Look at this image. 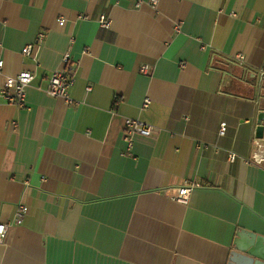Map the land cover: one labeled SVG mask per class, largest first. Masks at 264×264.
I'll return each instance as SVG.
<instances>
[{
  "label": "crops",
  "instance_id": "crops-1",
  "mask_svg": "<svg viewBox=\"0 0 264 264\" xmlns=\"http://www.w3.org/2000/svg\"><path fill=\"white\" fill-rule=\"evenodd\" d=\"M155 1L0 0L2 74L35 75L24 108L0 97V264L264 263V169L246 162L264 0ZM59 69L79 104L46 92ZM128 118L154 127L131 150ZM186 180L203 187L173 200Z\"/></svg>",
  "mask_w": 264,
  "mask_h": 264
},
{
  "label": "built area",
  "instance_id": "built-area-1",
  "mask_svg": "<svg viewBox=\"0 0 264 264\" xmlns=\"http://www.w3.org/2000/svg\"><path fill=\"white\" fill-rule=\"evenodd\" d=\"M154 3L156 1L154 0ZM100 25L104 29L111 28L112 21L106 15H101L98 19ZM43 37V36H42ZM34 45H28L22 50V54L29 57H36V50ZM64 63L69 61V55L64 56ZM238 62L240 65H245L246 57L244 55L238 56ZM4 62L0 60V75L3 77V81L0 83V97H2L7 103L24 108L27 105V90L33 83L35 75L30 71H23L17 76H7L2 74ZM143 73L148 72V67L142 68ZM264 79V70L260 73V82ZM11 82V86L9 83ZM74 84V78L69 75L64 69L55 71L49 78V85L46 90L48 95L54 98L63 99L69 105L79 104L73 101L70 97V88ZM91 88H88V91ZM150 104L149 100L145 101L144 108ZM264 126V122L262 123ZM227 130V123H223L220 127V135H225ZM154 132V127L144 123L137 119H126L124 140L127 143L128 150L133 147V141L135 136L150 137ZM254 152L250 159L246 162L251 165H256L264 169V132L262 138L255 136L253 139ZM238 156L235 153L230 152L228 160L230 163L236 161ZM203 185L193 180H186L185 183L175 189V194L171 198L180 203H187L193 191L198 188H202ZM26 214V207L20 205L15 214V222L21 224ZM0 227L3 228V232H0V244H5L9 233V224L0 221Z\"/></svg>",
  "mask_w": 264,
  "mask_h": 264
},
{
  "label": "water",
  "instance_id": "water-1",
  "mask_svg": "<svg viewBox=\"0 0 264 264\" xmlns=\"http://www.w3.org/2000/svg\"><path fill=\"white\" fill-rule=\"evenodd\" d=\"M264 113L261 114L260 119H259V126L256 129V137L262 138L263 132H264ZM234 259H232V264H264L262 262H256L252 261V259L245 257V256H239V255H234Z\"/></svg>",
  "mask_w": 264,
  "mask_h": 264
},
{
  "label": "clouds",
  "instance_id": "clouds-1",
  "mask_svg": "<svg viewBox=\"0 0 264 264\" xmlns=\"http://www.w3.org/2000/svg\"><path fill=\"white\" fill-rule=\"evenodd\" d=\"M9 86H11V82L9 83ZM0 232H3V228L0 227Z\"/></svg>",
  "mask_w": 264,
  "mask_h": 264
}]
</instances>
